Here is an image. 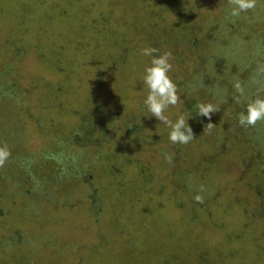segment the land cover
Masks as SVG:
<instances>
[{"label": "rangeland", "instance_id": "obj_1", "mask_svg": "<svg viewBox=\"0 0 264 264\" xmlns=\"http://www.w3.org/2000/svg\"><path fill=\"white\" fill-rule=\"evenodd\" d=\"M231 7L0 0V264H264V165L246 137L264 124L237 120L264 96V0ZM149 47L171 54L180 100L165 115L184 116L186 145L144 105ZM22 162L42 192L16 180Z\"/></svg>", "mask_w": 264, "mask_h": 264}, {"label": "clouds", "instance_id": "obj_2", "mask_svg": "<svg viewBox=\"0 0 264 264\" xmlns=\"http://www.w3.org/2000/svg\"><path fill=\"white\" fill-rule=\"evenodd\" d=\"M228 3L232 6L230 15L239 17L241 13L254 9L257 0H228ZM156 52L157 49L151 47L142 49L143 55L152 57L150 66L144 70L143 82L148 89L144 105L152 117H155L169 129L168 139L172 144L186 145L194 139V134L184 116L180 115L175 121H172L165 115L166 109L175 106L180 100L177 94V86L168 75L172 70L171 54L153 55ZM233 88L240 96L244 95V89L239 81L234 82ZM195 107L197 115L206 117L209 121L212 114L219 111V108L211 103H198ZM237 120L242 127H254L258 122H264V96L257 95L254 99H250L246 103L245 111L238 114ZM212 127L214 124L209 122L204 129H211ZM10 156L11 151L8 146H0V167L6 164ZM166 159L170 158L166 157ZM194 199L197 202H203L200 195H196Z\"/></svg>", "mask_w": 264, "mask_h": 264}, {"label": "trees", "instance_id": "obj_3", "mask_svg": "<svg viewBox=\"0 0 264 264\" xmlns=\"http://www.w3.org/2000/svg\"><path fill=\"white\" fill-rule=\"evenodd\" d=\"M256 18H258V17L254 16V19H256ZM253 39H255L256 43H258L261 46V44L258 42V40H259L258 37L254 36ZM243 43H246V42H243ZM191 45H194V43H192ZM263 68H264V66H263ZM258 123H260V122H258ZM262 123L264 124V122H262ZM96 124H98V123H96ZM263 124L261 126H263ZM252 131L253 132L246 134V137H248L251 134L250 138H248V139L256 144L255 148H254L255 154L253 157V161L250 164L254 165L253 162L255 163L256 161H258V163L261 162L264 165V133H262V131L260 129H255V128ZM249 144L250 143H246V146H244V147L250 149V147H248ZM258 150H259V153H258ZM29 164L30 163H28V162H26V163L22 162V164L20 165V166H22V169H20L21 174L20 173L16 174V180L17 179H20V180L23 179V181H25V183L27 185L33 184L29 190L27 189L26 193H27V195H31V194L34 195V191H36L35 190L36 188L40 189L42 192V190L45 188V185L43 184L44 182L39 183V181H38V178L41 176H38V177L37 176L33 177L31 175L27 176L28 170H29V168H31V166ZM26 171H27V173H25ZM52 175H55V174L53 173ZM12 178H13V176H12ZM262 179H264V178H262ZM255 181H256V185H254V188H255V190H257L256 192H259L260 194H262L263 190H264V186L261 187V185L258 183V178ZM53 184L54 185L56 184V186H58L57 182H53ZM20 186H22V185H20ZM61 187L64 188L63 185ZM64 189H70V185H66V187Z\"/></svg>", "mask_w": 264, "mask_h": 264}]
</instances>
